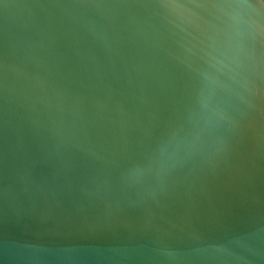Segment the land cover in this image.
Wrapping results in <instances>:
<instances>
[{"label": "water", "instance_id": "water-1", "mask_svg": "<svg viewBox=\"0 0 264 264\" xmlns=\"http://www.w3.org/2000/svg\"><path fill=\"white\" fill-rule=\"evenodd\" d=\"M0 264H264V0H0Z\"/></svg>", "mask_w": 264, "mask_h": 264}]
</instances>
